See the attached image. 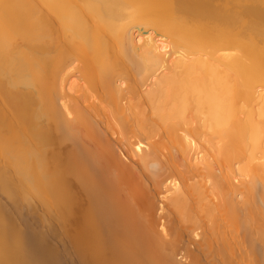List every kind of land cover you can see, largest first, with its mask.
<instances>
[{"label":"bare ground","instance_id":"obj_1","mask_svg":"<svg viewBox=\"0 0 264 264\" xmlns=\"http://www.w3.org/2000/svg\"><path fill=\"white\" fill-rule=\"evenodd\" d=\"M0 194V264H264V0H0Z\"/></svg>","mask_w":264,"mask_h":264},{"label":"rangeland","instance_id":"obj_2","mask_svg":"<svg viewBox=\"0 0 264 264\" xmlns=\"http://www.w3.org/2000/svg\"><path fill=\"white\" fill-rule=\"evenodd\" d=\"M0 201L5 204L6 211L11 214L12 220L22 222L25 225L24 231L27 235L32 234L38 240L49 242L60 258L67 252L61 246V220L57 218L47 220L43 215L45 214L43 209L39 208L35 210L29 208V204L35 203L37 200H20L13 204L8 197L0 194ZM31 217L39 221H30Z\"/></svg>","mask_w":264,"mask_h":264}]
</instances>
